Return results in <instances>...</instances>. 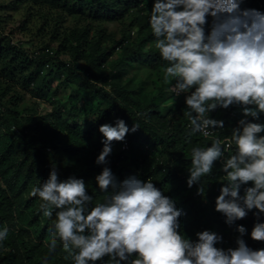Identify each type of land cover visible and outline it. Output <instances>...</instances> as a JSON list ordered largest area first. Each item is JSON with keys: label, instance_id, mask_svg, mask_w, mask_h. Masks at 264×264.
<instances>
[{"label": "trees", "instance_id": "trees-1", "mask_svg": "<svg viewBox=\"0 0 264 264\" xmlns=\"http://www.w3.org/2000/svg\"><path fill=\"white\" fill-rule=\"evenodd\" d=\"M153 3L0 2V12L7 6H23L27 14L19 27L27 29L37 21L35 34L40 40L29 38L32 46L14 41L12 32L4 31L0 15V230L9 229L0 242V264H75L58 237L55 250H49L59 210L53 208L51 217L44 216L43 201L31 195L52 169L60 180H84L86 194L93 197L89 210L114 192L111 187L102 192L95 180L108 167L117 186L136 176L152 182L172 199L182 213L178 232L185 238L195 242L196 233L207 230L222 238L215 245L218 248H236L239 237L253 250L264 249V242L250 238L254 224L264 223V213L252 209L245 218L228 224L226 217L215 211L220 188L229 182L222 165L237 151L232 130L239 127L241 119L264 124V113L254 119L245 117L238 104L217 107L206 118L223 121V128H213V136L193 132L185 114V98L190 93L176 95L171 91L175 78L164 79L170 64L155 47L149 22ZM239 7L264 13V0H243ZM68 17L75 23L65 26ZM206 20L207 35L213 19L208 16ZM114 22L122 26L119 36L107 28ZM134 68L137 73L142 70V75L132 72ZM24 90L33 99L49 100L50 111L42 114L26 103ZM117 119L124 120L129 129L133 125L138 128L124 141H113L107 164L98 165L95 161L104 139L98 129L106 123L114 126ZM216 139L221 142V158L200 184L188 187L192 149H206ZM227 139L229 147H225ZM251 186V182L242 185L240 195ZM199 188L204 192L199 193ZM239 226L246 229L243 237L237 231ZM136 258L133 254L121 264H131ZM95 264L112 262L105 256Z\"/></svg>", "mask_w": 264, "mask_h": 264}, {"label": "clouds", "instance_id": "clouds-1", "mask_svg": "<svg viewBox=\"0 0 264 264\" xmlns=\"http://www.w3.org/2000/svg\"><path fill=\"white\" fill-rule=\"evenodd\" d=\"M243 0H154L150 27L156 37L155 47L170 66L164 79L175 78L171 91L186 95L185 104L193 132L223 128V121L206 118L217 107L227 109L238 104L245 117L258 119L264 113V13L240 9ZM212 17L211 31L206 35V17ZM191 90V91H190ZM195 114V115H193ZM232 130L236 154L222 165L228 183L220 188L215 211L226 217V223L243 219L252 209L264 213V124L241 119ZM124 120L115 125L103 124L98 131L104 137L96 164H107L111 143L122 142L131 131ZM220 140L206 149H192V169L188 187L200 184L210 175L214 162L221 158ZM227 139L225 147H229ZM102 192H114L104 202L91 207L93 197L86 194L83 179L60 180L52 169L48 178L33 188L46 217L58 209L52 225L53 239L49 250L56 248L57 237L63 248L73 255L75 264H95L105 256L112 264H121L136 254L131 264H264V249L249 248L237 238L236 248L227 250L215 245L222 240L214 232L196 233L195 242L178 232L181 211L175 202L162 194L150 181L129 176L117 186L111 169L104 167L95 177ZM252 183L240 195L242 185ZM199 193L204 189L199 188ZM240 237L246 232L237 228ZM9 229L0 230V242ZM250 238L264 242V223H255ZM76 249L77 252L72 250Z\"/></svg>", "mask_w": 264, "mask_h": 264}, {"label": "rangeland", "instance_id": "rangeland-1", "mask_svg": "<svg viewBox=\"0 0 264 264\" xmlns=\"http://www.w3.org/2000/svg\"><path fill=\"white\" fill-rule=\"evenodd\" d=\"M0 2H4L5 4L7 3L9 5V3L12 2V0H0ZM0 13L2 17L1 19H3L2 27L4 28V31H6L7 33L12 32L11 35L14 41L27 43L28 46H32L33 44V42L29 41V38L34 39V42L40 41L37 35L35 34V29L36 27L39 26V23L37 21H33L31 24H29L27 29L19 27L20 25H22V21L27 14L23 6H18L15 8H12L11 6H7L6 10L4 11L2 10V12ZM72 23H75V20H72L68 17L65 20L64 25L66 26ZM107 28L110 31H114L116 36H119L122 26L114 22L107 25ZM132 72H136L135 74H140V75H142L143 73L142 70L137 73L135 68L132 69ZM23 92H25V90ZM24 97H25L24 101L26 103H29V105H32L39 113L44 114L50 111L49 100L33 99L31 95L27 92H25Z\"/></svg>", "mask_w": 264, "mask_h": 264}, {"label": "built area", "instance_id": "built-area-1", "mask_svg": "<svg viewBox=\"0 0 264 264\" xmlns=\"http://www.w3.org/2000/svg\"><path fill=\"white\" fill-rule=\"evenodd\" d=\"M208 131H209V133H210L208 136H210V135L213 134V131H212L210 128L208 129ZM122 147H125V143H124V145H123Z\"/></svg>", "mask_w": 264, "mask_h": 264}]
</instances>
